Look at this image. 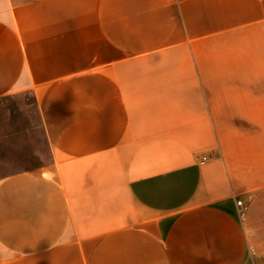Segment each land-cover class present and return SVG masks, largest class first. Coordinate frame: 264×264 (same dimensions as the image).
Returning <instances> with one entry per match:
<instances>
[{
	"label": "crops",
	"instance_id": "0c3cea01",
	"mask_svg": "<svg viewBox=\"0 0 264 264\" xmlns=\"http://www.w3.org/2000/svg\"><path fill=\"white\" fill-rule=\"evenodd\" d=\"M23 90L50 159L0 177V264H264V0H0Z\"/></svg>",
	"mask_w": 264,
	"mask_h": 264
},
{
	"label": "rangeland",
	"instance_id": "374dc122",
	"mask_svg": "<svg viewBox=\"0 0 264 264\" xmlns=\"http://www.w3.org/2000/svg\"><path fill=\"white\" fill-rule=\"evenodd\" d=\"M50 159L46 136L31 93L0 97V177Z\"/></svg>",
	"mask_w": 264,
	"mask_h": 264
},
{
	"label": "built area",
	"instance_id": "2783aa9c",
	"mask_svg": "<svg viewBox=\"0 0 264 264\" xmlns=\"http://www.w3.org/2000/svg\"><path fill=\"white\" fill-rule=\"evenodd\" d=\"M204 158H205V155H202L200 160H203ZM238 203H241V200H238Z\"/></svg>",
	"mask_w": 264,
	"mask_h": 264
}]
</instances>
